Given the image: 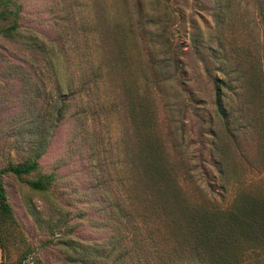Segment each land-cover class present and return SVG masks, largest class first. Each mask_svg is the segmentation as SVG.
<instances>
[{
	"label": "rangeland",
	"instance_id": "1",
	"mask_svg": "<svg viewBox=\"0 0 264 264\" xmlns=\"http://www.w3.org/2000/svg\"><path fill=\"white\" fill-rule=\"evenodd\" d=\"M227 1L221 24V0H0V167L37 155L57 175L49 193L5 176L10 264H174L168 226L125 210L131 95L152 101L189 201L264 194V86L236 90L222 119L212 58L224 41L264 73V0Z\"/></svg>",
	"mask_w": 264,
	"mask_h": 264
},
{
	"label": "trees",
	"instance_id": "2",
	"mask_svg": "<svg viewBox=\"0 0 264 264\" xmlns=\"http://www.w3.org/2000/svg\"><path fill=\"white\" fill-rule=\"evenodd\" d=\"M230 7L227 0L218 3L215 10L221 24ZM4 13L1 11L0 16H5ZM8 13L14 16V23L7 31L15 34L18 31L17 12L8 10ZM195 39L199 41L198 36ZM198 47L201 46L198 44ZM233 57L231 47L224 41L221 47L212 49V58L223 74L214 84L216 109L224 120L230 117L228 100L236 90L243 94L253 93L264 86L261 70L240 61L236 63ZM127 104L134 128V141L127 145L124 161L123 183L130 205L125 208L127 213L133 217V211L142 222L157 220L168 226L173 252L178 256L174 264H264V194L241 191L227 209L192 203L184 195L178 173L157 130L152 101L144 97L135 99L131 95ZM63 109L61 107L60 112ZM9 174L24 180L33 191L40 193H49L57 181L56 173L41 171L37 155L24 160L10 159L0 167V264H10V249L16 236L14 210L4 181ZM31 176L36 178L29 179ZM227 178L222 173L221 179L227 182ZM115 208L122 213L118 205Z\"/></svg>",
	"mask_w": 264,
	"mask_h": 264
}]
</instances>
